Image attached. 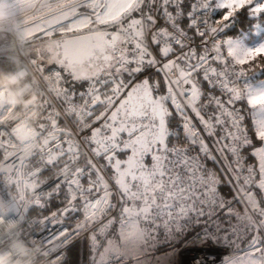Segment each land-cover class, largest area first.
<instances>
[{
	"label": "snow or ice",
	"instance_id": "obj_1",
	"mask_svg": "<svg viewBox=\"0 0 264 264\" xmlns=\"http://www.w3.org/2000/svg\"><path fill=\"white\" fill-rule=\"evenodd\" d=\"M39 6L43 15L0 38V63L11 59L4 41L14 35L19 51L29 50L19 75L34 77L30 101L0 98V177L9 179L0 180V215L26 223L63 195L62 212L30 225L48 231L59 218L44 250L58 264H76L82 233L95 264L101 238L90 242L87 231L98 220L106 236L150 230L156 264H217L209 257L226 249L234 254L220 264H264V80L254 79L264 72V0ZM24 7L34 11L36 0ZM45 62L58 70L46 74ZM18 186L36 200L23 215L8 196ZM81 212L75 228L64 222Z\"/></svg>",
	"mask_w": 264,
	"mask_h": 264
},
{
	"label": "built area",
	"instance_id": "obj_2",
	"mask_svg": "<svg viewBox=\"0 0 264 264\" xmlns=\"http://www.w3.org/2000/svg\"><path fill=\"white\" fill-rule=\"evenodd\" d=\"M13 3H18L21 5L20 11L17 13L6 7V0H0V34L3 33V30L7 29L11 33H15L17 28L20 27V24H28L33 19V14L42 12L41 15L44 14L41 11L39 3L41 0H36L37 7L33 11L31 8L25 9L24 5L26 4V0H12ZM18 16L20 23H18ZM10 38L11 45L8 47L9 51L6 54L11 57V59L7 60L4 64L5 67H9V70L2 74L3 76H13L16 74L19 76V73L26 70V63L23 59L22 52L19 51L18 40L14 35L8 36ZM1 77V76H0ZM208 88V86H207ZM7 92V91H5ZM1 93V92H0ZM6 98H13L15 101L14 95L9 92L6 94ZM3 99L4 96L2 97ZM16 102V101H15ZM0 180H3L4 184L7 185L9 183V179L7 176L0 177ZM22 186H18L13 188L10 192H8V196L17 202L20 207V213L23 215V209L25 208L26 200L22 197L21 192ZM62 207L59 211H63ZM58 212V211H57ZM56 213V212H54ZM53 213L47 215L46 217H52ZM71 220L74 222L72 228L77 225V216H73ZM65 220L64 222L67 224ZM59 223V218L52 221V224L49 225L48 231H44L41 226L31 227V221H27L26 223L21 222L19 218L13 219L12 217H7L0 215V260L4 262V264H58V260L54 258H49L45 254V249H49L53 247L51 241H47V237L52 233V225ZM100 222H97L95 225V232L88 230L87 236L91 242V237L94 234L100 236V241L96 242L100 244L103 240V228L99 225ZM92 226L89 227L91 229ZM82 237L85 238V241L88 244L86 236L82 233ZM109 251L117 252L113 249H107L104 253L103 262L109 263L107 253ZM196 255H200L197 253ZM220 255L210 256L209 260L215 258L217 264L221 261L222 257ZM111 261V263H113Z\"/></svg>",
	"mask_w": 264,
	"mask_h": 264
},
{
	"label": "trees",
	"instance_id": "obj_3",
	"mask_svg": "<svg viewBox=\"0 0 264 264\" xmlns=\"http://www.w3.org/2000/svg\"><path fill=\"white\" fill-rule=\"evenodd\" d=\"M248 21L247 20H243L241 22V24H238L236 26V28L238 27H247L248 25ZM229 34H233V33H229ZM258 39V37H257ZM4 63H0V72L2 74L6 73L9 70V67H5ZM255 74L254 76H256V78H260L264 75V72L260 71L259 69H255L254 70ZM48 74V73H46ZM203 87L205 89H207V84L204 83L203 81H201ZM33 120L35 119V115H33ZM252 157H249V163H252L251 160ZM208 166L212 167L211 162H208ZM51 174L46 173L45 177H42L41 179H46L50 176ZM54 177L52 179L49 180V184L51 185V187H47L45 188V191H51L52 187H55V184L53 183ZM222 192L226 195H230L229 190L227 187H223L222 188ZM24 199L26 200V204L25 207H27L29 204H33L36 202L35 198L31 196V194L29 193L28 197H24ZM119 198L117 197L116 200H113V204H116L118 202ZM65 206V202H64V198L63 195L60 196H53L52 199L50 201L47 202L46 207L44 209H35L32 211V213L30 214V218L29 221H33L35 219H43L45 218L47 215L57 212L59 211L62 207ZM237 207H239V205H237ZM122 210V208H113L112 212L109 214L111 215L112 213H115V215H119L120 211ZM76 216V215H74ZM83 220V212H81L78 216H77V224L80 223ZM67 224L70 226L74 225V222L71 219H68ZM97 222H100L99 220ZM159 223V222H158ZM100 226H102V228L104 229L105 224L104 223H99ZM92 226L91 223H89V227ZM76 227V225H75ZM74 227V228H75ZM147 231L150 230H145L143 227L140 228H134L132 226L129 227H125V228H120L117 227V229L115 230V232L113 233V235H108L106 236L105 233L103 232V240L102 242L99 244V250H102L101 252H95V264H109V263H100V260L98 259V256L102 257V261H103V257H104V253L107 249H113L117 252V255H122L124 256V260L120 262V264H129V257L128 252H127V248H125L124 250L121 248L123 246V244L121 243V241H124V239H126L125 235L127 233H131L132 234V240L134 243H137L139 245V249H144L146 251V253H148L149 255H145L148 256L149 259L148 261L150 262L149 264H156L157 260L159 259L158 256H154L152 253V249L154 247V243L149 241L148 236H147ZM161 233H163V228H161ZM115 236H119V240L117 241V239L115 238ZM122 239V240H121ZM161 239H163V235L161 234ZM125 246V245H124ZM122 249V252H121ZM231 251H233L232 249H230ZM126 254V255H125ZM74 259L76 260V264H87V262L92 264L91 261V255L89 254L88 251V244L85 241V238L80 236L78 243L76 244V248H75V256ZM111 264H115V261Z\"/></svg>",
	"mask_w": 264,
	"mask_h": 264
},
{
	"label": "rangeland",
	"instance_id": "obj_4",
	"mask_svg": "<svg viewBox=\"0 0 264 264\" xmlns=\"http://www.w3.org/2000/svg\"><path fill=\"white\" fill-rule=\"evenodd\" d=\"M38 12V11H36ZM34 13L33 15V19H37L41 16L40 13ZM240 27H238L237 29H239ZM3 37V33L0 34V38ZM251 39L253 40H256L257 37H251ZM259 39V37H258ZM10 38L7 37L6 40L4 41L5 43V46L6 47H9L11 45V42H10ZM37 44V47L39 46V41L36 42ZM28 49H24L22 51V54L24 57L27 56V53H28ZM9 57V56H8ZM8 59H5L4 62H6ZM5 64V63H4ZM44 67L47 69V72L46 73H49V72H54L56 70H58V66L57 65H54V64H49L47 62H45V65ZM0 98H2L4 96L5 98V102H8V103H11L13 102V98H6V94L8 93V89H9V92L14 95L15 97V101L17 103H20L21 105H23L24 103L30 101L31 99V91H30V88H29V79H34V77L31 75V72H29V78L28 79H25L23 77H21L20 75L17 76L16 74H14L13 76H3L2 73L0 72ZM254 79H257V80H264V75L262 77H258L256 78V76H254ZM7 91V92H5ZM26 97L27 99L26 100H22L21 97ZM252 160V163H256V160L255 158H251ZM251 163V164H252ZM132 234L131 233H127L125 235L126 239H124V241H121V243L123 244V246L121 247L123 250L125 248H127V252H128V257L130 256L131 257V261H130V264H149L150 262L148 261L149 257L148 256H145V255H149L148 253H146V251L144 249H139V245L137 243H134L133 240H132ZM122 240V239H121ZM125 245V246H124ZM122 249H121V252H122ZM102 250H99V252H101ZM195 255L197 253H194ZM233 251H231L230 249H226L224 250L223 252H221L219 255V257H222V259H224V257L226 256H229V255H233ZM126 255V254H125ZM189 256H192L193 254L192 253H189L188 254ZM98 259L100 260V263H102V257L101 256H98ZM87 264H91L90 262ZM152 264V263H151ZM220 264V262L218 263Z\"/></svg>",
	"mask_w": 264,
	"mask_h": 264
},
{
	"label": "clouds",
	"instance_id": "obj_5",
	"mask_svg": "<svg viewBox=\"0 0 264 264\" xmlns=\"http://www.w3.org/2000/svg\"><path fill=\"white\" fill-rule=\"evenodd\" d=\"M0 264H4V262L2 260H0Z\"/></svg>",
	"mask_w": 264,
	"mask_h": 264
},
{
	"label": "bare ground",
	"instance_id": "obj_6",
	"mask_svg": "<svg viewBox=\"0 0 264 264\" xmlns=\"http://www.w3.org/2000/svg\"><path fill=\"white\" fill-rule=\"evenodd\" d=\"M193 255H195L194 253H192Z\"/></svg>",
	"mask_w": 264,
	"mask_h": 264
},
{
	"label": "crops",
	"instance_id": "obj_7",
	"mask_svg": "<svg viewBox=\"0 0 264 264\" xmlns=\"http://www.w3.org/2000/svg\"><path fill=\"white\" fill-rule=\"evenodd\" d=\"M253 164V163H252Z\"/></svg>",
	"mask_w": 264,
	"mask_h": 264
}]
</instances>
